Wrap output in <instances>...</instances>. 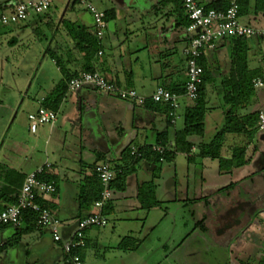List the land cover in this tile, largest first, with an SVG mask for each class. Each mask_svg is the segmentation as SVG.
Here are the masks:
<instances>
[{
	"label": "crops",
	"instance_id": "0c3cea01",
	"mask_svg": "<svg viewBox=\"0 0 264 264\" xmlns=\"http://www.w3.org/2000/svg\"><path fill=\"white\" fill-rule=\"evenodd\" d=\"M17 1L20 0H8L4 6L12 9ZM92 1L98 9L104 12L112 11L113 17L107 21L103 37L100 42H97V51L90 59L89 65L91 69L98 70L108 79L136 90L141 100L121 99L112 93L90 85H83L73 91H65L56 109V120L49 128H55L54 132L58 133L61 140L59 145L66 147L67 154L55 155L52 152V159H49L45 154V159L35 166L36 168L48 161L51 163L50 174L57 178L56 193L46 197L45 201L52 204V210L60 219V224L64 221L61 228L59 225L63 237H67L72 224L76 225L77 220L92 209L93 200L88 206H82L79 194L82 188H90L94 183L96 185L94 165L99 161H109L115 165L121 164L123 162L121 151L125 147L130 150L131 146L152 145L156 142L157 134L160 132H165L169 142L172 141L175 131L183 125L185 107L192 104L190 100L182 96L183 91L179 92L182 102L177 110L175 122L170 123L165 106L154 103L150 99L158 84H162L168 89H176L179 86L181 88L185 81L184 57L182 53L179 56L178 50L186 44L190 33L187 31V26H183L182 23L185 13L181 0ZM198 1L205 5L216 0ZM219 1L223 4L226 3V0ZM253 1L249 0L250 5L247 8V13L239 16L240 22L250 25L251 19L263 16V12H253L251 4ZM53 3H61L63 7H66V13L60 18L58 25H54V20L58 16L50 9ZM64 19L83 25L90 32L94 28L91 14L81 4L74 0H50L48 11L43 16H39V23L49 27L54 35L49 47L45 50L50 61L46 64L42 62L39 64V67H45L47 74L43 75V81H39L35 85L43 92L35 93L31 97L36 108L39 99L47 96L56 83L63 78L62 69L56 57L71 75L85 71L83 54L76 48L75 42L68 35L62 23ZM242 42L246 47L248 69L260 73L259 77H264V38L247 37ZM235 46L237 43L234 38H223L216 41L212 49L203 53L211 70L214 81L212 90H214L213 94L216 93L217 99L222 97L221 81L227 79L231 72L232 50ZM99 50H101L100 54ZM253 97L254 95L251 96L250 101ZM215 108H219L218 114L221 115L219 119L215 120V122L221 120L218 130L224 123V109L220 104H217ZM243 109H240L238 113L252 112L246 110L243 112ZM212 112L206 110L205 118L206 116L213 118ZM27 129L32 134H36L38 131L37 128L35 132H31L28 125ZM236 135L240 138L241 145L238 144V146L245 148V145H249V139L245 134ZM187 139L192 143L188 155L193 159V149L199 150V146L206 143L195 144L193 135L188 136ZM234 145V142H228L226 153L229 152V154L221 156L220 151V157L217 158H230ZM71 150L74 151L73 156H69ZM141 160L133 164V171L126 176L124 189L119 190L122 192L119 193L120 197L118 196L119 199H116L115 203L119 207H123V210H130L131 207L138 211L139 209L143 210L136 192L138 185L146 180L145 178L144 180L140 179L138 175L148 174L150 166L144 165L140 162ZM126 161H129L128 157ZM232 167L236 166L231 165L221 169L219 163L218 172L224 173L231 170ZM70 170H72L73 176L66 174V171ZM130 176H133L131 183L135 189L134 199L136 200L132 204L127 203L125 193ZM69 179H72L71 182ZM113 191L114 188L110 201L111 212L114 211L115 204L113 203ZM13 234V227L1 226L0 247L10 240ZM107 236L104 231L101 232L98 228L86 231L87 245L80 250L84 261L90 243L94 239L99 240L101 237L106 238ZM0 256V264H66V255L60 243L53 241L48 228L34 227L20 233L17 242L2 249Z\"/></svg>",
	"mask_w": 264,
	"mask_h": 264
},
{
	"label": "rangeland",
	"instance_id": "374dc122",
	"mask_svg": "<svg viewBox=\"0 0 264 264\" xmlns=\"http://www.w3.org/2000/svg\"><path fill=\"white\" fill-rule=\"evenodd\" d=\"M6 2L0 0V15L10 10L4 6ZM65 8L61 3L51 5L58 16L54 25L66 13ZM44 13L18 23L0 20V162L23 172L35 168L46 155L52 159V152L67 154L55 128L40 124L36 134L27 129V114L36 108L31 97L43 92L35 85L47 74L39 64L50 61L45 50L54 35L39 23ZM249 23L264 27V12ZM181 51L179 48V56ZM213 85L211 79L204 90L207 112L213 111V118L206 116L203 135H193L195 144L209 143L221 126V120L215 122L221 116L215 107L223 104L213 94ZM253 95L242 111L261 109L264 113V86L255 88ZM246 138L249 145H245L244 163L224 173L218 172V158L199 156L197 148L192 160L176 153L173 160L163 161L153 178L159 208L123 210L115 203L122 191L114 189V211L107 213L106 225L98 228L108 236L90 243L85 264H254L264 249V132L254 131ZM228 142L241 145L238 135L226 134L221 156L229 154ZM140 162L150 166V171L138 177L149 180L153 164ZM66 174L73 176L72 170ZM132 177L125 190L128 204L136 202ZM230 183L232 186L224 188ZM62 224L64 221L60 228ZM74 227L72 224L70 231ZM124 236L135 239V249L117 248Z\"/></svg>",
	"mask_w": 264,
	"mask_h": 264
},
{
	"label": "built area",
	"instance_id": "2783aa9c",
	"mask_svg": "<svg viewBox=\"0 0 264 264\" xmlns=\"http://www.w3.org/2000/svg\"><path fill=\"white\" fill-rule=\"evenodd\" d=\"M81 4L92 16L93 32L98 42H100L107 20L105 12L98 9L92 0H74ZM184 13L189 19L187 31L190 33L188 41L182 48V55L185 62V81L182 96L191 102L198 97L199 85L202 82V68L198 64V59L203 53L212 49L216 41L223 38H264V27H255L244 24L239 20L240 0H226L227 5L223 9L206 8L198 0H181ZM50 0H20L14 3L12 9L0 15V20L4 24L18 23L31 17L42 14L49 9ZM101 53V50L98 51ZM254 88L264 86V77H254L252 79ZM83 85H90L99 90L112 93L121 99L141 100L136 90L127 88L117 82L108 79L98 70L83 71L72 77L67 82V90L73 91ZM180 94L158 84L150 98L154 102L163 103L168 106L167 114L169 122L174 123L177 117V110L180 106ZM43 97L38 101L36 110L27 114L28 128L35 132L40 124L52 125L57 117V111L43 106ZM257 131L264 132V113L258 111L256 122ZM172 141L166 145L153 144L151 149L162 154ZM131 154H137V147H130ZM162 160V158H160ZM51 163L45 161L34 170L28 172L18 191L16 199L0 210V226L11 225L13 228L23 227V214L25 211L36 213L35 227L48 228L53 241L59 242L66 255V261L70 264H85L83 257L77 252L87 245L86 231L91 228H100L106 225L107 216L103 209L109 205L112 198L111 182L119 167L109 161H99L94 165V172L100 183V193L98 198L92 202V209L84 213L76 222L75 227L63 237L60 232V219L54 211L45 206L43 201L46 197L52 196L56 192L53 182L44 180L40 175L49 170Z\"/></svg>",
	"mask_w": 264,
	"mask_h": 264
},
{
	"label": "trees",
	"instance_id": "16d2710c",
	"mask_svg": "<svg viewBox=\"0 0 264 264\" xmlns=\"http://www.w3.org/2000/svg\"><path fill=\"white\" fill-rule=\"evenodd\" d=\"M239 3V15L246 14L247 8L250 5L249 0H240ZM251 4L253 12H264V0H254ZM226 5L227 2L223 4V2H218V0H216L205 4V7L223 9L226 7ZM112 15V11H105V19L107 21L113 17ZM62 23L66 28L70 38L75 42L76 48L83 54L85 71L95 70L91 69L89 65L90 59L98 48V41L94 35V32H90L83 25L76 24L75 22H71L67 19H64ZM182 23L183 26H187L189 24V19L186 15ZM243 39L244 38L235 39L237 46H235L232 50L231 72L229 74V77L225 80H222L220 83L222 90L221 101L223 103L224 109V123L222 127L217 130V132L214 134L213 138L209 143L202 144L199 146V156L211 158L220 157L219 155L223 146L224 136L228 133L250 135L254 131H257L256 122L258 118V111H252L246 114L238 113L240 109L245 108L250 103L251 96L254 94L255 90L252 84V79L254 77H258L260 74L256 71H250L247 67L246 47L242 42ZM56 58L58 64H60V68L62 69L63 78L56 83L54 88L47 94V96L43 97L41 103L43 106L51 108L53 110H56L58 108L63 98V95L67 90L68 80L78 75L69 74L68 71L65 70L64 67L61 65L59 58ZM198 64L202 68V82L199 85L198 97L194 102H192L191 105L185 107L183 113V125L181 128L175 131L172 140V146L168 147V149L165 150L162 154H159L158 152L151 149V146L153 144L137 147L138 155L129 153L130 150L128 147H125L121 151V159L123 162L121 164L116 165V167L120 168V171L116 173L115 178L111 182L112 189H124L125 177L133 171L132 166L137 161L143 159L153 164L151 178L149 180L141 182L137 187L136 196L141 208L143 209L150 210L154 208H159L161 206V202L155 198V185L153 183V178L158 176L161 163L163 161L173 160L176 153H184L186 154L187 160H191L192 156L188 155V153H190L192 143L188 141L187 138L191 135L200 136L203 134V120L205 118V113L207 110L206 103L204 100V90L206 83H208L212 79V76L210 67L206 63L203 55L199 57ZM170 90L177 93L182 92L184 91V84L181 88L179 86L176 89L174 88ZM163 105L165 106L166 111H168V106H166L165 104ZM168 142L169 140L167 139L165 132H160L157 134V140L154 144L159 143L162 145H166ZM244 151V147L235 146L232 149V154L230 158L219 159L221 169H225L227 167H230L231 165H242L244 163ZM127 157L129 158L130 162L126 161ZM160 158H162V160H160ZM26 174L27 173L23 172L19 168L10 167L0 162V210L16 199V196ZM40 177L44 180L53 182L55 186L57 184V178L55 177V175L50 174L49 170L42 173ZM229 186H232V183H230L224 188H227ZM100 188V183L97 177L96 185L94 183L93 186H91L90 188H82V191L79 194V200L81 205L88 206L92 202V200L94 201L96 198H98ZM87 192H89V194H87ZM90 193L91 197L89 198ZM43 204L52 209L51 203L43 201ZM103 212L106 215L107 213L111 212L110 203L103 209ZM35 219V212L25 211L23 214V227L14 228L13 236L6 243L2 244L0 249L2 250L4 248H7L8 246H12L14 243L17 242L20 233L34 228ZM1 226L12 227L11 225ZM135 245L136 242L132 236H124L117 244V248L121 250H132L135 249ZM80 250L82 249L77 250V252H79V254L81 255ZM66 264L70 263L66 261ZM254 264H264V249L262 250L258 260Z\"/></svg>",
	"mask_w": 264,
	"mask_h": 264
}]
</instances>
